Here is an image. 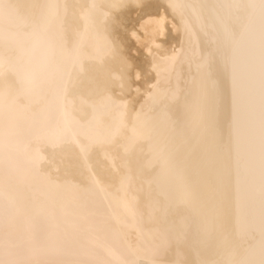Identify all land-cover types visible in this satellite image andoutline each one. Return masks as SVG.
<instances>
[{
    "label": "bare ground",
    "instance_id": "1",
    "mask_svg": "<svg viewBox=\"0 0 264 264\" xmlns=\"http://www.w3.org/2000/svg\"><path fill=\"white\" fill-rule=\"evenodd\" d=\"M222 32L240 41L242 68L258 63L264 0H0V240L11 259L264 264L258 117L240 169L227 130L211 136L207 105L193 101V64L168 63L189 45L211 53ZM220 81L215 102L227 119L226 69ZM156 85L193 101L188 112L168 104L171 123L154 134L173 156L160 182L193 201L166 219L153 208L164 200L155 182L153 193L145 185L160 168L156 145L128 139L137 113L159 111Z\"/></svg>",
    "mask_w": 264,
    "mask_h": 264
},
{
    "label": "snow or ice",
    "instance_id": "2",
    "mask_svg": "<svg viewBox=\"0 0 264 264\" xmlns=\"http://www.w3.org/2000/svg\"><path fill=\"white\" fill-rule=\"evenodd\" d=\"M211 44L213 46L211 53L200 55L193 52L189 45L178 50L173 57L169 58L168 63L173 64L182 57L193 64L197 75L192 82V96L193 101L207 105L206 129L218 141L223 139L225 129L227 130L228 139L235 153L236 164L238 168L243 169L245 148L255 133L257 117L261 142L264 144V50L261 52L258 63L253 61L246 68H242L237 59L240 47L238 39L233 38L227 32H222L219 39L215 35L212 37ZM221 69L227 70L231 80L232 103L227 119L224 118L219 104L215 102L220 90ZM149 99L152 105L161 106L159 111L152 117L137 113L128 139L132 146L145 140L149 141L150 147L156 145L155 158L159 160L160 168L151 177L145 178V185L149 192L153 193L155 182V195L163 197L164 200L163 202L159 199L154 200L153 208L160 212L162 218L166 219L171 211L181 205L192 207L193 201L191 194L187 191L179 198L173 199L172 186L160 182L164 171L173 164V156L168 144L163 140L157 143L154 134L161 127L169 126L171 123L168 104H178L184 112H188L191 110L193 101L181 102L177 92L168 88L161 89L158 85L154 86ZM164 100L168 103L163 104ZM40 159L39 154H36L32 160L33 164L38 167ZM42 179L51 183L46 177ZM0 264H16V261L11 259L9 245L3 240H0Z\"/></svg>",
    "mask_w": 264,
    "mask_h": 264
},
{
    "label": "rangeland",
    "instance_id": "3",
    "mask_svg": "<svg viewBox=\"0 0 264 264\" xmlns=\"http://www.w3.org/2000/svg\"><path fill=\"white\" fill-rule=\"evenodd\" d=\"M17 261H18V260H17ZM25 261H26V260H25ZM25 261H23V262L21 261V262H19V263L17 262L16 264H22V263H23V264H26ZM24 262H25V263H24ZM29 264H30V263H29Z\"/></svg>",
    "mask_w": 264,
    "mask_h": 264
}]
</instances>
